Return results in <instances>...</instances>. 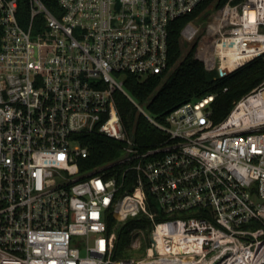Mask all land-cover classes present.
<instances>
[{"label":"built area","instance_id":"built-area-1","mask_svg":"<svg viewBox=\"0 0 264 264\" xmlns=\"http://www.w3.org/2000/svg\"><path fill=\"white\" fill-rule=\"evenodd\" d=\"M202 1L56 0L55 14L29 0L22 23L18 0H0V264H264V82L219 122L214 95L160 122L125 89L169 68V24ZM231 1L180 32L220 77L264 52L230 66L264 36V0ZM117 92L165 134L158 145L129 135ZM91 133L123 144L81 170ZM109 214L151 222L130 243L140 257L116 256Z\"/></svg>","mask_w":264,"mask_h":264},{"label":"trees","instance_id":"trees-1","mask_svg":"<svg viewBox=\"0 0 264 264\" xmlns=\"http://www.w3.org/2000/svg\"><path fill=\"white\" fill-rule=\"evenodd\" d=\"M52 12L58 13L56 0H41ZM230 0H203L197 9L175 18L169 24L168 69L160 74H152L139 79L128 74L125 89L138 103L145 104L148 112L160 122H165L167 115L180 105L199 100L207 95H214L209 107L215 122L224 119L243 95L258 88L264 82V52L241 65L226 76L220 77L216 70L207 69L203 62L194 57L195 43L183 54L181 40L182 28L191 20L208 19L212 10ZM240 0H232L233 4ZM18 17L22 23L30 20L29 0H18ZM212 8V10H210ZM2 28L0 27V41ZM116 105L123 126L131 131L135 141L143 149L154 147L165 138V134L156 128L146 116L137 113L135 104L123 93H116ZM85 142L89 145L90 156L80 161V168H93L104 165L117 158L121 141L98 133L86 134ZM111 174H107L110 176ZM133 174L126 176L125 182L132 181ZM161 217L160 219L167 218ZM108 228L116 233V256L128 249L134 235L142 230L146 235L151 229V222L145 216L129 218L119 223L112 214L107 218Z\"/></svg>","mask_w":264,"mask_h":264},{"label":"rangeland","instance_id":"rangeland-1","mask_svg":"<svg viewBox=\"0 0 264 264\" xmlns=\"http://www.w3.org/2000/svg\"><path fill=\"white\" fill-rule=\"evenodd\" d=\"M212 10V8L210 9ZM214 12V10H212V13ZM211 13V14H212ZM210 14V15H211ZM209 15L208 19H198V20H195V24L198 26H200L201 29H204L206 24L208 23L209 21V18L211 17ZM37 32V29L35 28L34 29V33ZM202 34V31L199 33V35ZM198 35V36H199ZM195 43V41H187V40H182V45H183V54H185L191 47L192 45ZM141 104V103H140ZM142 105V108L148 112L147 108H146V105L145 104H141ZM136 110H137V113H140L139 112V109L136 107ZM129 135L132 136V132L131 131H128ZM75 239V238H74ZM144 247V246H143ZM144 250V248H136L135 246L133 245H130V247L128 249L124 248V251L121 255H119L118 257H125V258H131V257H140L142 255V251Z\"/></svg>","mask_w":264,"mask_h":264},{"label":"bare ground","instance_id":"bare-ground-1","mask_svg":"<svg viewBox=\"0 0 264 264\" xmlns=\"http://www.w3.org/2000/svg\"><path fill=\"white\" fill-rule=\"evenodd\" d=\"M262 6L264 7V1H262ZM262 43L259 44V46L257 48H253V49H248V50H242V51H238L237 53H239V55L235 56V61L233 62V64H231L230 66H235L236 63H241L243 62V60L245 58H247L248 56H252L255 53L264 50V36L262 37ZM227 54H234L231 49H229Z\"/></svg>","mask_w":264,"mask_h":264}]
</instances>
